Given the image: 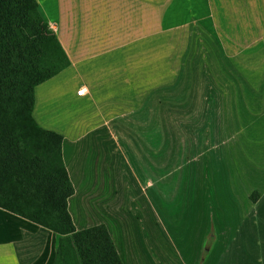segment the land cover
I'll use <instances>...</instances> for the list:
<instances>
[{
  "label": "rangeland",
  "instance_id": "obj_1",
  "mask_svg": "<svg viewBox=\"0 0 264 264\" xmlns=\"http://www.w3.org/2000/svg\"><path fill=\"white\" fill-rule=\"evenodd\" d=\"M36 1L70 65L35 88L33 117L64 150L96 143L74 223L104 225L120 209L110 230L130 264H264V5Z\"/></svg>",
  "mask_w": 264,
  "mask_h": 264
},
{
  "label": "trees",
  "instance_id": "obj_2",
  "mask_svg": "<svg viewBox=\"0 0 264 264\" xmlns=\"http://www.w3.org/2000/svg\"><path fill=\"white\" fill-rule=\"evenodd\" d=\"M69 65L36 0H0V209L54 233V264H122L104 225L75 229L63 138L33 117L35 88Z\"/></svg>",
  "mask_w": 264,
  "mask_h": 264
},
{
  "label": "crops",
  "instance_id": "obj_3",
  "mask_svg": "<svg viewBox=\"0 0 264 264\" xmlns=\"http://www.w3.org/2000/svg\"><path fill=\"white\" fill-rule=\"evenodd\" d=\"M253 1V0H250ZM259 4L264 5V0H257ZM39 9H40V3H39ZM242 12V11H241ZM231 20V28L236 29L238 26L236 23L238 18H235V16H230ZM240 21V20H238ZM241 22V21H240ZM244 26V24H243ZM242 26V27H243ZM247 27V25H246ZM244 27V29L246 28ZM261 29V28H260ZM256 32V31H254ZM259 32V30L257 31ZM263 32L256 33L257 37H262ZM248 35V34H247ZM61 41V45L64 48V44L62 42V39L59 38ZM65 49V48H64ZM232 65L235 64L234 59L235 57H232ZM231 60V59H230ZM85 88V87H84ZM75 98L77 99H82L85 98L84 96L79 97L76 92H75ZM34 112V110H33ZM36 120V118H35ZM38 123V121L36 120ZM39 124V123H38ZM88 137V135H87ZM77 138L76 140H73L72 142L68 143L66 146L65 150L63 149V143H62V158L68 173V176L70 178V181L74 187V194L76 193V188H77V179L79 177V174H82L84 172V167L80 165L85 164L86 160V155L85 152L88 151L86 148L89 146H96V143H86L84 140L87 138ZM91 151V150H90ZM116 152L114 149L112 150V153ZM96 157L97 162L94 164H98V159L100 158L99 153H95L93 155ZM89 158V154L88 157ZM93 158V157H91ZM101 162H104L101 161ZM78 166V170H74L75 166ZM94 165V166H95ZM96 167V166H95ZM94 167V169H95ZM104 170L101 168V172L104 177ZM77 172V173H76ZM98 172L100 173V169H98ZM133 174V173H132ZM135 178V174L132 175ZM118 181V185L120 187V181L117 178L114 179V184L116 186V182ZM139 182L141 180L139 179ZM153 182H146V186L151 188L153 187ZM142 185V184H141ZM116 190V187L114 188ZM116 194V191H115ZM259 195L261 193H258ZM263 195V194H262ZM261 195V198L257 200L256 203H252L250 200V204L252 205L253 208H259L261 200L263 196ZM73 196H71L68 199V211L70 214V207H71V200L73 199ZM103 202V201H102ZM98 206H102L104 204H101V201L97 202ZM96 204V203H95ZM94 204V206H95ZM120 209L112 208L109 214H114V217L109 219L108 221H105L104 226L106 225L108 233L114 243V246L116 248V251L122 261V264H130V261L126 258L125 255V250L122 248L121 243L119 242L117 236L112 235L111 226L115 225V227H119L120 224V219L123 218L122 216L116 217V215L119 213ZM111 214V215H112ZM121 215L125 214L123 210L120 212ZM71 216V214H70ZM72 218V217H71ZM73 221V219H72ZM87 224H83L81 226H77L74 221L73 224L75 226V229L77 231L87 229L90 227L97 226L95 224H89L88 221H86ZM108 224V225H107ZM114 227V226H113ZM120 235L119 237H121ZM114 239V240H113ZM55 245H56V236L54 235L53 232L38 226L32 222H29L21 217H18L14 214H11L3 209H0V264H54V259H55Z\"/></svg>",
  "mask_w": 264,
  "mask_h": 264
},
{
  "label": "built area",
  "instance_id": "obj_4",
  "mask_svg": "<svg viewBox=\"0 0 264 264\" xmlns=\"http://www.w3.org/2000/svg\"><path fill=\"white\" fill-rule=\"evenodd\" d=\"M86 93H87V91H86V88H84V87H81V88H79V89L76 91V94H77L79 97L85 96Z\"/></svg>",
  "mask_w": 264,
  "mask_h": 264
}]
</instances>
